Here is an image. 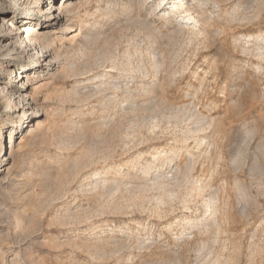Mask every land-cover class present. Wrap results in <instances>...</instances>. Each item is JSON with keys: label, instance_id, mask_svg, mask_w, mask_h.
I'll return each instance as SVG.
<instances>
[{"label": "rangeland", "instance_id": "374dc122", "mask_svg": "<svg viewBox=\"0 0 264 264\" xmlns=\"http://www.w3.org/2000/svg\"><path fill=\"white\" fill-rule=\"evenodd\" d=\"M159 1L0 0V264H264V0Z\"/></svg>", "mask_w": 264, "mask_h": 264}, {"label": "bare ground", "instance_id": "6f19581e", "mask_svg": "<svg viewBox=\"0 0 264 264\" xmlns=\"http://www.w3.org/2000/svg\"><path fill=\"white\" fill-rule=\"evenodd\" d=\"M167 0H161L158 2L157 6L159 7V4H162L163 2H165ZM67 2V1H66ZM65 2V3H66ZM182 3V0H170L169 1V5L170 6H174V5H180V7H182L183 4ZM4 6L5 5H2L0 6V10L3 11L4 9ZM166 6V5H164ZM56 8V9H55ZM51 9H55L54 10V14L57 16V15H60V17H62V14L63 13H72V8L70 7H66V6H55L53 5L51 7ZM57 10L60 12L59 14H57ZM2 17V26H1V29H4V33L6 31H8L7 29V24L9 23V21H7V18H5V16H1ZM59 17V16H58ZM68 18V16H66ZM26 19V20H25ZM28 19V20H27ZM29 19L30 18H24V22L26 23L24 25V27L22 28V32L21 34L18 32L16 33L15 37H12L11 40L9 41V44L13 41L14 44L16 42H18V39L20 37H23V39L21 38V40H23V42L29 44V46L31 47H34V45H37L39 47H41L42 49H47L48 51H55L56 50V47H55V44H56V40L54 38V33L56 31V29L54 28H50L48 31L47 30H43V31H39V32H36V30L32 29L31 26L28 24L29 23ZM28 22V23H27ZM30 26V27H27ZM43 26V25H42ZM49 26V25H48ZM58 27L59 28H62L65 35L68 37V35H73L74 32H76L78 29H76V24L73 22V19L69 17V19H67L66 21V24H61V21L60 23L58 24ZM56 28V27H55ZM21 35V36H20ZM5 35H1L0 37V42L2 43L3 39H4ZM5 41V40H4ZM3 41V42H4ZM15 49V48H14ZM35 50V54L38 53V51L36 49ZM9 51V50H7ZM44 57V56H43ZM40 61V59L38 60V62ZM24 68L25 65H18L17 67H9L6 69V74H5V77L8 76H11L12 73H14L16 71L17 68ZM6 81V80H5ZM26 83V82H25ZM29 85V84H28ZM8 92H5V91H1L0 90V98L4 96V94H6ZM21 113H23V115H21ZM25 110L23 111H19L18 113H14L11 115V120H7L5 122H2L0 124V138H1V134H4L5 133V129H11V125H9V121H11L12 123H14L16 126L18 125V122L21 121V117H23L25 115ZM27 115V114H26ZM4 150V144H3V138H1L0 140V152ZM165 151V150H164Z\"/></svg>", "mask_w": 264, "mask_h": 264}]
</instances>
